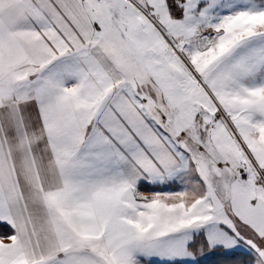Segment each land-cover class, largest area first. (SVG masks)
<instances>
[{
  "label": "snow or ice",
  "instance_id": "snow-or-ice-1",
  "mask_svg": "<svg viewBox=\"0 0 264 264\" xmlns=\"http://www.w3.org/2000/svg\"><path fill=\"white\" fill-rule=\"evenodd\" d=\"M0 264H264V0H0Z\"/></svg>",
  "mask_w": 264,
  "mask_h": 264
}]
</instances>
